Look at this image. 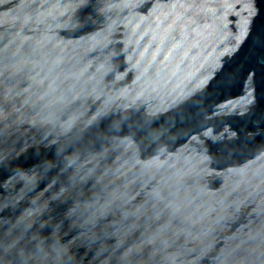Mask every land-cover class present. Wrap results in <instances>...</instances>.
I'll return each mask as SVG.
<instances>
[{
    "label": "water",
    "instance_id": "water-1",
    "mask_svg": "<svg viewBox=\"0 0 264 264\" xmlns=\"http://www.w3.org/2000/svg\"><path fill=\"white\" fill-rule=\"evenodd\" d=\"M0 264H264V0H0Z\"/></svg>",
    "mask_w": 264,
    "mask_h": 264
}]
</instances>
